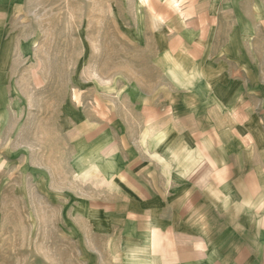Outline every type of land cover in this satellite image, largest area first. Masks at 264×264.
Instances as JSON below:
<instances>
[{"label": "crops", "instance_id": "crops-1", "mask_svg": "<svg viewBox=\"0 0 264 264\" xmlns=\"http://www.w3.org/2000/svg\"><path fill=\"white\" fill-rule=\"evenodd\" d=\"M21 3L0 0V43ZM137 6L149 75L81 155L79 244L115 264H264V2Z\"/></svg>", "mask_w": 264, "mask_h": 264}, {"label": "rangeland", "instance_id": "rangeland-1", "mask_svg": "<svg viewBox=\"0 0 264 264\" xmlns=\"http://www.w3.org/2000/svg\"><path fill=\"white\" fill-rule=\"evenodd\" d=\"M139 1L22 0L10 14L0 43L9 49L0 264H115L110 251L96 260L79 244L93 245L79 217L89 200L79 196V166L85 147L110 126V109L125 123L128 85L149 75L133 32Z\"/></svg>", "mask_w": 264, "mask_h": 264}]
</instances>
